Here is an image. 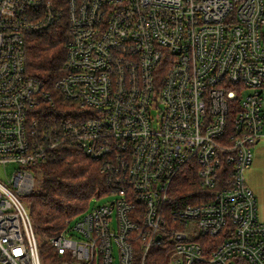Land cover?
Masks as SVG:
<instances>
[{
    "label": "built area",
    "instance_id": "built-area-1",
    "mask_svg": "<svg viewBox=\"0 0 264 264\" xmlns=\"http://www.w3.org/2000/svg\"><path fill=\"white\" fill-rule=\"evenodd\" d=\"M63 22L58 98L26 48ZM261 143L264 0H0V264H145L164 242L166 264H264ZM67 148L104 160L115 198L42 237L33 169Z\"/></svg>",
    "mask_w": 264,
    "mask_h": 264
},
{
    "label": "trees",
    "instance_id": "trees-1",
    "mask_svg": "<svg viewBox=\"0 0 264 264\" xmlns=\"http://www.w3.org/2000/svg\"><path fill=\"white\" fill-rule=\"evenodd\" d=\"M69 39V27L63 22L60 26L50 27L43 34L30 37L27 42V71L42 83L44 90L49 91L52 97L59 98L53 84L64 74ZM57 105L64 110L73 106L62 99L58 100ZM104 165V160L86 156L79 148L60 150L57 158L39 165L42 185L25 198L38 235H59L68 220L89 210L91 200L109 194L114 176ZM182 183L186 184V181ZM171 248L172 244L165 242L154 247L145 264H166ZM209 253L207 251L205 257H209Z\"/></svg>",
    "mask_w": 264,
    "mask_h": 264
},
{
    "label": "rangeland",
    "instance_id": "rangeland-1",
    "mask_svg": "<svg viewBox=\"0 0 264 264\" xmlns=\"http://www.w3.org/2000/svg\"><path fill=\"white\" fill-rule=\"evenodd\" d=\"M45 33V32H43ZM41 33V34H43ZM40 35V34H36ZM253 165L245 172L244 177H246V182L248 186L254 191V194L257 198L258 204V218L261 221H264V144L258 145L253 150ZM15 165L9 164L7 165V173L10 174ZM37 168L33 169V173L35 175V189H39L42 185V176L38 172ZM5 172L3 166H0V179H5ZM115 197H101L99 199H93L90 202V207L95 205H102L111 201ZM47 237V236H44Z\"/></svg>",
    "mask_w": 264,
    "mask_h": 264
},
{
    "label": "water",
    "instance_id": "water-1",
    "mask_svg": "<svg viewBox=\"0 0 264 264\" xmlns=\"http://www.w3.org/2000/svg\"><path fill=\"white\" fill-rule=\"evenodd\" d=\"M159 240V239H158Z\"/></svg>",
    "mask_w": 264,
    "mask_h": 264
}]
</instances>
